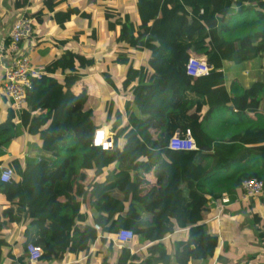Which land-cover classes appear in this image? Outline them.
I'll use <instances>...</instances> for the list:
<instances>
[{"label":"trees","instance_id":"trees-1","mask_svg":"<svg viewBox=\"0 0 264 264\" xmlns=\"http://www.w3.org/2000/svg\"><path fill=\"white\" fill-rule=\"evenodd\" d=\"M29 2L15 0V7L22 11ZM135 9L137 26L126 14L114 20L115 12L106 14L109 30L120 24L121 47L147 51V67L141 66L139 76L130 72L131 66L122 79L105 77L126 96V113L116 110L109 125L113 149L93 145L100 128L96 99L86 88L72 93L79 80L94 70L95 59L67 47L66 40L62 53L41 69L44 74L32 78L25 108L17 110L8 99V114L0 122V156L3 145L14 138L18 116L29 132H42L43 146L55 158H31L24 168L17 159L9 162L14 177L0 181V191L11 207L7 220L0 222V232L26 217L30 220L24 230L23 255L15 254L0 237V264H29V243L43 250L40 260L45 263H61L67 254L78 259L96 242L95 225L111 237L110 247L123 228L133 230L131 244L151 242L147 252L134 254L130 244H124L123 263L219 259L220 238L206 230L210 201L220 199L225 190L238 192L244 179L264 180V68L262 79L249 87L238 79L229 88L215 84L223 79L225 59L239 65L264 56V0H136ZM48 14L61 26L74 16H89L70 0H45L35 17L44 21ZM191 56H206L212 66L210 75H189L186 63ZM125 60L127 56L120 54L118 61ZM54 73H63L64 78L56 80ZM157 88L169 91L171 101L164 106L151 102ZM185 108L204 112L184 126L179 114ZM66 112L72 117L70 125ZM188 129L199 135L201 148L172 149L169 142L175 132ZM145 130L151 133L147 140L141 138ZM48 137L60 144L53 145ZM66 154L74 158L64 176L52 182L49 177ZM115 157V179L93 182L89 170ZM151 171L157 182L149 186L146 174ZM186 189L191 193L187 195ZM83 208L99 213L94 225ZM178 228L186 230V238L173 240L169 250L164 239ZM5 246L10 247L7 252Z\"/></svg>","mask_w":264,"mask_h":264},{"label":"crops","instance_id":"crops-1","mask_svg":"<svg viewBox=\"0 0 264 264\" xmlns=\"http://www.w3.org/2000/svg\"><path fill=\"white\" fill-rule=\"evenodd\" d=\"M9 1L10 5L11 2L12 4L15 3V0H0V3L5 2L8 5ZM29 1L27 7L22 11L17 10L15 4L11 6L14 10L9 11L8 8L2 10L0 8V122L5 120L10 106L9 98L4 91L3 82L4 67L9 64L10 57L4 50V46L8 42V35L16 17L25 11L33 17L34 31L32 36L23 43V48L29 52L31 61L36 68L41 70L49 60L62 53L64 49L63 40H66L67 47L77 49L95 59L94 70L79 80L73 87L72 93H79L86 88L96 99L94 111L98 127H107L110 130L109 125L114 119L115 111L120 110L124 114L126 113V96L119 90L115 91L105 77L111 75L122 79L131 66L130 72L139 76L142 72L141 66L147 67V51L143 48L121 47V43L118 40L120 24L117 25L116 29L109 30L106 14L108 10L115 12L113 20L120 17V14H126L129 18L131 17L134 25L137 26L136 0H70L71 4L78 5L82 10L89 13V16H74L67 21L65 26L59 25L50 14L44 17V21H40L35 17V14L41 10L45 1L38 6H33V1ZM63 8H66V5ZM56 10L53 9L52 11L55 12ZM10 12L12 13L9 15ZM15 12L17 13L15 14ZM139 46H142V43ZM57 48L59 51H56ZM120 54L127 56L128 60H125V62L118 61ZM263 68L264 56L245 61L239 65H235L225 59L223 79L215 82V84H223L229 88L232 80L238 79L244 86L249 87L253 82L262 79ZM52 76L59 81L64 78L63 73H54ZM128 96L133 97L131 92ZM167 101H171L169 91H162L157 88L151 102L158 106H164ZM261 111L264 113V100ZM203 112L196 111L194 108H185L179 114V123L188 126ZM109 114L110 117L108 116ZM107 116L110 122L107 120ZM65 118L70 125L72 121L71 115L66 112ZM15 124L14 138L3 145L4 154L0 156V167L10 166L9 162L15 159L24 168L27 160L31 158H55L52 151L44 148L45 137L41 131L37 133L29 132L18 116L15 119ZM150 135L151 133L145 130L144 136H140L142 139L147 140ZM47 140L53 145L60 144V141L53 137H48ZM72 158H74L72 155H65L57 171L49 177L52 182H56L64 176ZM115 164L116 157L106 160V164H103L97 170H89V175L92 176L93 182L113 181L117 172ZM146 179L149 182V186L157 182V176L153 171L146 174ZM186 193L187 195L190 194L191 190L186 189ZM241 193L242 188L240 186L238 192L230 194L231 201L228 204H223L220 199L210 201L211 212L206 221V230L213 235L219 236L220 247L218 256L220 258H191L189 264H264V238L260 230V227L264 224V218L260 215L261 213L264 216V207L261 205L264 199V191L260 199L256 200H242L240 198ZM10 207L11 204L0 191V222L7 220L5 214ZM85 210L88 213L90 224L94 225V220L99 213L83 208V211ZM144 217L150 216L144 214ZM29 220V217H26L22 222L15 224L13 228L5 227L0 232V237L5 238L12 245L13 252L18 256L23 255L24 230ZM95 227L98 229L99 235L89 253H81L78 259L72 254H67L63 262H55L54 264H138V262L130 260L127 263H123L121 254L124 247L115 242L114 239L112 240L114 243L110 247L111 237L107 234L103 235L100 232V226L98 228L95 225ZM186 235V230L178 228L172 235L164 239L169 246V250H171V242L173 240L185 239ZM16 242H19V245ZM131 243L127 245L130 244L132 254L141 253V251L147 252V247L151 244L150 241H146L144 244L137 243L133 245ZM9 249V246H5V252ZM35 264L49 263L39 260Z\"/></svg>","mask_w":264,"mask_h":264},{"label":"built area","instance_id":"built-area-1","mask_svg":"<svg viewBox=\"0 0 264 264\" xmlns=\"http://www.w3.org/2000/svg\"><path fill=\"white\" fill-rule=\"evenodd\" d=\"M33 31V19L23 11L13 23L8 35L9 41L4 46V50L10 57L9 64L4 67V91L11 100L13 107L19 111L27 105L28 95L32 90V78L41 77L44 74L42 70L33 65L29 52L23 48V43L32 36ZM186 70L192 76H208L212 71V66L205 56H191L186 63ZM113 135V132L107 127H100L95 131L93 145L101 147L103 150H111L114 146ZM169 145L175 150H195L201 148V140L195 131L188 129L186 133H183V131L177 130L171 137ZM13 177L14 170L11 166L0 167L1 182H9ZM241 188L240 198L242 200L260 199L264 191V180L256 177L244 179ZM220 200L223 204L230 203V193L224 191ZM261 205L264 207V199ZM260 215L264 218L261 213ZM260 230L264 238V224L260 227ZM134 237L135 234L132 229L123 228L119 230L113 239L123 246L131 243ZM27 252L29 254V264H35L43 255V250L34 243L28 244Z\"/></svg>","mask_w":264,"mask_h":264},{"label":"rangeland","instance_id":"rangeland-1","mask_svg":"<svg viewBox=\"0 0 264 264\" xmlns=\"http://www.w3.org/2000/svg\"><path fill=\"white\" fill-rule=\"evenodd\" d=\"M32 1H33V6H38L40 3H43V1H45V0H32ZM14 4H15V3L12 4V2H11V5H10V1H9V4H8V5H7L5 2H4V3L1 2V3H0V8H2V10L5 9V8H6V9L8 8L9 11H10V10H14L13 7H11V6H14ZM8 6H10V7H8ZM15 8H16V7H15ZM16 9L18 10V8H16ZM11 13H12V12H10L9 15H10ZM16 13H17V12H15V14H16ZM18 15H19V14H18ZM17 17H18V16H17ZM17 17H16V19H17ZM56 51H59L58 48H57Z\"/></svg>","mask_w":264,"mask_h":264}]
</instances>
